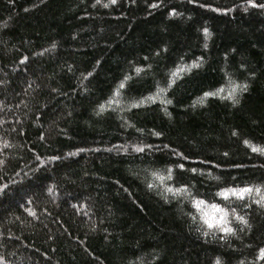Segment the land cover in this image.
Masks as SVG:
<instances>
[{"label": "trees", "instance_id": "16d2710c", "mask_svg": "<svg viewBox=\"0 0 264 264\" xmlns=\"http://www.w3.org/2000/svg\"><path fill=\"white\" fill-rule=\"evenodd\" d=\"M254 3L0 0V264H264ZM229 80L247 86L237 103ZM181 185L234 234L165 192ZM228 186L253 190L216 195Z\"/></svg>", "mask_w": 264, "mask_h": 264}, {"label": "snow or ice", "instance_id": "6c2138e0", "mask_svg": "<svg viewBox=\"0 0 264 264\" xmlns=\"http://www.w3.org/2000/svg\"><path fill=\"white\" fill-rule=\"evenodd\" d=\"M97 2H99V0H97ZM111 3H115L116 0H110ZM248 4L252 5V6H257L254 3V0H247ZM105 7H107V5H104ZM260 7H264V5H260ZM174 11V10H173ZM217 11H220L219 9H217ZM226 11V10H225ZM205 34H208V29L205 28L203 29ZM193 66H198L197 64H193V65H187V66H182L176 69V71L171 73L172 77H176L178 72H182V71H186L189 68L193 67ZM142 69L140 68H136L135 72L139 73L141 72ZM90 75V73H89ZM130 77L125 76L124 80L127 81L129 80ZM174 82L173 80H169V83ZM229 92H228V99H231L233 101V103H237L238 101L235 99V93L237 92V90H246L247 86L243 85V84H236L235 82H232L231 80H229ZM125 84L122 81L119 85V88H124ZM158 91H164V89H160L158 86ZM223 91V88H218L216 91L214 92H205L204 96H210V95H220V92ZM117 92H119V89L117 90ZM147 100H151L152 97H147L144 98ZM144 100L142 99L140 101V103H143ZM166 103H171V101H166ZM103 105H100V108L103 109ZM156 135H159V133H155ZM235 134V133H234ZM245 144H249V142L247 140L244 141ZM255 152H261L262 154H264V148H260L258 146L253 147L252 149ZM137 151H142V149H137ZM185 159H187L185 157ZM179 168H183V165H178ZM170 171V170H169ZM192 172H195L196 169H191ZM153 176H157V178L160 181L164 180L163 176H158L157 173L153 172L152 173ZM168 179H171V175H168L167 177ZM150 188L153 187L152 184L148 185ZM6 187V186H4ZM253 189L251 186H243V187H232V186H228L225 188H221L216 195L223 197L225 200H227L229 198V196H234L237 199H244V194L251 192ZM49 191H51V189H49ZM256 191H259V188L256 189ZM165 192H171L174 194H180V193H184L185 198H189L190 202L193 204V206L195 208H197L200 211L201 214V218L204 220V222L208 225L209 228H212L213 226H216L219 228L220 231L225 232V233H230V234H234V230L233 228H231L230 226H228V221L226 219L228 213L225 209L221 208L218 204H208L205 200L203 199H198L195 197H191L190 191L188 189L187 185H181L178 188H172L171 186H165ZM256 203L260 204L261 201H256ZM209 209L211 210V212L209 211ZM234 212V210H233ZM193 219H195V217H193ZM238 220H240L242 223L247 224V221L244 219V217H237ZM207 234V233H205ZM260 256L264 257V248L260 249ZM0 261H2V258H0ZM216 264H221V261L219 260V258H217L216 260Z\"/></svg>", "mask_w": 264, "mask_h": 264}]
</instances>
